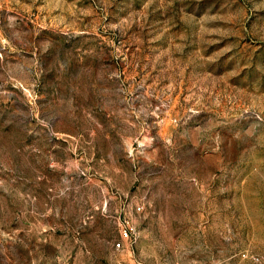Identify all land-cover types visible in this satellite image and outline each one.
Segmentation results:
<instances>
[{
  "label": "rangeland",
  "instance_id": "obj_1",
  "mask_svg": "<svg viewBox=\"0 0 264 264\" xmlns=\"http://www.w3.org/2000/svg\"><path fill=\"white\" fill-rule=\"evenodd\" d=\"M0 264H264V0H0Z\"/></svg>",
  "mask_w": 264,
  "mask_h": 264
},
{
  "label": "built area",
  "instance_id": "obj_2",
  "mask_svg": "<svg viewBox=\"0 0 264 264\" xmlns=\"http://www.w3.org/2000/svg\"><path fill=\"white\" fill-rule=\"evenodd\" d=\"M122 237L123 238H128V232H127V230H123L122 231ZM115 246H116V248H119L120 247V244L117 243Z\"/></svg>",
  "mask_w": 264,
  "mask_h": 264
}]
</instances>
